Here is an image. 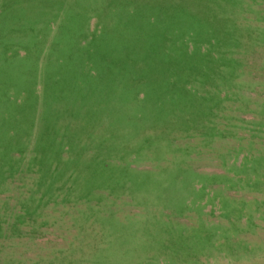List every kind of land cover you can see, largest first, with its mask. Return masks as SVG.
Wrapping results in <instances>:
<instances>
[{
  "label": "rangeland",
  "instance_id": "rangeland-1",
  "mask_svg": "<svg viewBox=\"0 0 264 264\" xmlns=\"http://www.w3.org/2000/svg\"><path fill=\"white\" fill-rule=\"evenodd\" d=\"M0 264H264V0H0Z\"/></svg>",
  "mask_w": 264,
  "mask_h": 264
}]
</instances>
